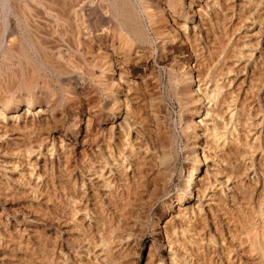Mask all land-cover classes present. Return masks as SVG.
<instances>
[{"label": "bare ground", "instance_id": "bare-ground-1", "mask_svg": "<svg viewBox=\"0 0 264 264\" xmlns=\"http://www.w3.org/2000/svg\"><path fill=\"white\" fill-rule=\"evenodd\" d=\"M29 1L0 0V264H264V0Z\"/></svg>", "mask_w": 264, "mask_h": 264}, {"label": "rangeland", "instance_id": "rangeland-1", "mask_svg": "<svg viewBox=\"0 0 264 264\" xmlns=\"http://www.w3.org/2000/svg\"><path fill=\"white\" fill-rule=\"evenodd\" d=\"M81 1H89V0H81ZM23 3V2H22ZM28 3L31 5V1L28 0ZM24 10V8H23ZM27 10V9H26ZM25 11V10H24ZM166 79V78H165ZM179 111L177 104L174 105V116H177V112ZM177 181V178H176ZM175 189V185L173 186V190Z\"/></svg>", "mask_w": 264, "mask_h": 264}]
</instances>
